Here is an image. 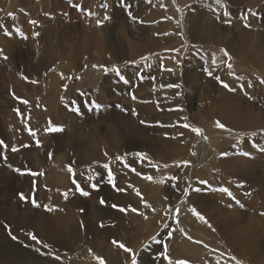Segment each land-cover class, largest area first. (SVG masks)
<instances>
[{
	"label": "rangeland",
	"instance_id": "obj_1",
	"mask_svg": "<svg viewBox=\"0 0 264 264\" xmlns=\"http://www.w3.org/2000/svg\"><path fill=\"white\" fill-rule=\"evenodd\" d=\"M23 1L0 0V141L7 145L0 146V264H99L97 257L106 264H131L130 253L113 241L131 248L138 264H168L164 244L173 264H264V0ZM195 8L202 15L187 14ZM166 16L184 37L166 39L169 25L161 22ZM200 26L219 29L221 42L199 46L189 27ZM142 27L147 36L140 41L134 33ZM84 34L93 46L106 41V62L98 64V49L73 53L79 65L56 55L65 41L81 47ZM44 56L48 62L55 57V63L33 72L31 61ZM176 84L180 87H169ZM118 135L125 141L115 142ZM162 142L189 144L165 156ZM153 189L161 191V202ZM21 193L29 199L21 200Z\"/></svg>",
	"mask_w": 264,
	"mask_h": 264
},
{
	"label": "bare ground",
	"instance_id": "obj_2",
	"mask_svg": "<svg viewBox=\"0 0 264 264\" xmlns=\"http://www.w3.org/2000/svg\"><path fill=\"white\" fill-rule=\"evenodd\" d=\"M26 0H24L23 2H25ZM255 2H256V0H255ZM198 5V4H197ZM241 5V4H240ZM142 6H143V4H142ZM141 7V6H140ZM46 8V7H45ZM145 8H147V6L145 7ZM153 8V7H152ZM173 8V7H172ZM157 9V8H156ZM155 10V9H154ZM159 10V9H158ZM173 10V9H172ZM176 10V9H175ZM202 10L203 9H201V8H195L194 10H192L191 11V13L189 12V13H187V14H189V15H196V16H198L199 14L200 15H202ZM143 11H146V10H143ZM160 11V10H159ZM166 10H164L163 12H162V14H164V12H165ZM169 12L172 14V15H174V14H176V12L175 11H171V9L169 10ZM195 12H198L199 14H197V13H195ZM139 13V12H138ZM142 14V13H141ZM209 14V13H208ZM144 15V14H143ZM153 15V14H152ZM160 15V14H159ZM205 16V15H204ZM146 17V16H145ZM158 17V16H157ZM160 17V16H159ZM163 17H164V15H163ZM172 17V16H171ZM203 17V16H202ZM155 18V17H154ZM203 18H205V17H203ZM177 20V19H176ZM159 21V20H158ZM211 21V20H210ZM92 22V21H91ZM90 22V23H91ZM94 22V21H93ZM162 24H164V25H169V27H166L167 28V30H169V31H167V40L168 41H174L175 39H181V36L182 37H184L183 36V33L178 29V28H176V27H171V25L173 26L174 25V23L171 21L170 22V18H168L167 16L165 17V19H162ZM188 22V21H187ZM173 23V24H172ZM209 23V22H208ZM216 23V22H215ZM88 24H89V22H88ZM93 24H96L95 22L94 23H92V25ZM191 26L192 25H197V22H196V20H195V22H192L191 21ZM200 24V23H199ZM204 24V23H203ZM98 25V24H97ZM216 25V24H215ZM94 26V25H93ZM103 26V25H102ZM176 26H177V24H176ZM86 27V26H85ZM160 27V26H159ZM69 28V27H68ZM190 29H191V33H192V37H195V38H197L198 39V45L199 46H201V43H211L212 44V42H210V41H208V40H213L214 42L216 41V43H217V36L218 37H220V31H219V29H214L215 27H203V26H200V27H189ZM87 29V28H86ZM221 29V28H220ZM65 29H63L62 31H64ZM88 30V29H87ZM57 31V30H56ZM90 31V30H89ZM110 31V30H109ZM147 28H145V27H142V29H140L138 32H136V33H134L135 34V36H134V38H138L140 41H142L143 40V38L145 39V37H143V35L144 36H147ZM69 32V31H68ZM91 32V31H90ZM228 32V31H227ZM238 32V31H237ZM62 33V35L63 36H65V33H63V32H61ZM94 33V32H93ZM55 34V33H54ZM95 34V33H94ZM186 34V33H185ZM70 35V34H69ZM187 35V34H186ZM233 35V34H232ZM239 35V34H238ZM113 36V35H112ZM115 36H116V34H115ZM124 36V35H123ZM106 37V36H105ZM119 37H120V35H119ZM82 40H83V42H82V46L81 47H78V46H76V45H72V47L71 46H68V41H65L63 44H64V47L61 49V51H57V52H59V53H56V55L57 54H59V56L61 55V57L62 58H60V59H63V62H67V63H70V61H72V62H74V63H76L77 65H79L78 63H77V58H75L74 56H73V53H76L77 52V50H79V51H81V53H79V55L81 54H83V52H82V49L84 48L85 49V54H87V51L88 50H90V49H98L97 51L99 52H97L98 53V55H97V57L96 58H98L99 59V61H98V64H101L102 62H104L105 61V57H107L106 55L108 54L107 53V51L105 50V47H106V45H105V43H106V41H102V43L101 44H99V45H95V46H93L92 45V41H91V36H89V35H87V34H84L82 37ZM99 38V37H98ZM104 38V37H103ZM190 38V37H189ZM188 38V39H189ZM107 39V38H106ZM124 39H126V38H124ZM147 39V38H146ZM109 40V39H108ZM148 40V39H147ZM64 41V40H63ZM127 41V40H126ZM191 41V40H190ZM105 42V43H104ZM125 42V41H124ZM127 42H129V41H127ZM149 42V41H148ZM181 42V41H180ZM187 42V41H186ZM193 42V41H192ZM219 42H221V41H218V43ZM190 43V42H189ZM195 43V42H194ZM217 43V44H218ZM232 42H230V44H231ZM11 46H13L11 43H9ZM54 44H56V43H54ZM108 44H109V42H108ZM144 44V43H143ZM153 44H154V46H155V42H153ZM184 44V43H183ZM60 45V44H59ZM179 45V44H178ZM190 45H191V43H190ZM189 45V46H190ZM192 45H194V44H192ZM191 45V46H192ZM207 45V44H206ZM224 45H225V43H224ZM240 45V44H239ZM9 46V45H8ZM11 46H9V47H11ZM153 46V47H154ZM182 46V45H181ZM86 47V48H85ZM111 47H113V46H111ZM130 47H133L134 48V50L136 51V50H138V51H140V52H145V47L144 48H142V49H139L138 47H134V46H130ZM229 47V46H228ZM16 48V47H15ZM56 47H54L53 48V50H54V54H55V49ZM58 48V47H57ZM238 48V47H237ZM47 49V48H46ZM45 50V49H44ZM58 50V49H57ZM230 50V49H229ZM14 51V50H13ZM109 51V50H108ZM121 51V50H120ZM119 51V52H120ZM210 51H212V50H210ZM51 52V51H50ZM50 52L48 51L47 53H49L50 54ZM110 52V51H109ZM117 52V51H116ZM234 52V51H233ZM78 53V52H77ZM209 54L210 52L209 51H204V53L202 52L201 54H202V57H204L203 55H205V54ZM261 53V52H260ZM259 53V54H260ZM52 54V53H51ZM50 54V55H51ZM116 54V53H115ZM114 54V55H115ZM119 54V53H118ZM247 54V53H246ZM59 56H57V57H59ZM69 56V57H68ZM136 56V55H135ZM201 56V55H200ZM199 56V57H200ZM208 56V55H207ZM213 56V55H212ZM253 56V55H252ZM254 56H257V55H254ZM261 56V55H260ZM45 57V59H41V60H37V61H35V62H32L31 61V63H32V66L30 65V68H31V70L33 71V72H39V71H41V70H43V69H45V68H47V67H49V66H51V65H53L55 62H54V58L52 59V58H50L51 60L48 62V60H46V56H44ZM117 57H118V55H117ZM214 57V56H213ZM43 58V57H42ZM108 58V57H107ZM208 58V57H207ZM245 58V57H244ZM59 59V58H58ZM57 59V60H58ZM59 59V60H60ZM46 60V61H45ZM56 60V59H55ZM56 60V61H57ZM74 60V61H73ZM207 60V59H206ZM211 60H212V57H211ZM252 60V59H251ZM190 61V60H189ZM106 62V61H105ZM213 62V61H212ZM214 63V62H213ZM4 64V63H3ZM76 64H75V66H76ZM190 64H192V63H190ZM70 66H71V64H69ZM75 66H74V68H75ZM72 67H73V65H72ZM78 67V66H77ZM69 68V67H68ZM71 68V67H70ZM198 78V77H197ZM196 78V79H197ZM202 87V86H201ZM212 88V87H211ZM214 88V87H213ZM205 93V92H204ZM192 94V93H191ZM207 96V95H206ZM183 100V99H182ZM189 101V100H188ZM157 103V102H156ZM172 103V102H171ZM180 103V102H179ZM178 102H177V104H179ZM182 103V102H181ZM223 105V104H222ZM194 106V105H193ZM180 107V106H179ZM149 108V107H148ZM152 108V107H151ZM230 108V107H229ZM248 109V108H247ZM198 111H201V110H198ZM221 111V110H220ZM156 112V111H155ZM227 113H229V111L227 112ZM142 114V113H141ZM199 114H201V113H199ZM220 114V113H219ZM261 114V113H260ZM221 115V114H220ZM254 115V114H253ZM143 116V115H142ZM211 116V115H210ZM224 116V115H223ZM232 116V115H231ZM258 116V115H257ZM260 116V115H259ZM8 117V116H7ZM58 117H59V115H58ZM132 118V117H131ZM195 118V117H194ZM197 118V117H196ZM227 118V117H226ZM237 118H238V116H237ZM253 118H254V116H253ZM256 118V117H255ZM258 118V117H257ZM201 119V118H200ZM199 119V120H200ZM239 119V118H238ZM237 119V120H238ZM251 119V118H250ZM226 120V119H225ZM229 120V119H228ZM233 120V119H232ZM235 120H236V118H235ZM234 120V121H235ZM135 121V120H134ZM201 121V120H200ZM259 121V120H258ZM257 121V122H258ZM253 122V121H252ZM201 123V122H200ZM202 123H204V122H202ZM231 123V122H230ZM234 123V122H233ZM235 123H236V121H235ZM242 123V122H241ZM260 123V122H259ZM120 124V123H119ZM232 124V123H231ZM124 125V124H123ZM123 125L122 126H120V128L122 129V130H125V128L123 127ZM181 125H182V123H181ZM250 125V124H249ZM231 126H233V125H231ZM239 126V125H238ZM241 126V125H240ZM246 126V125H245ZM263 126V125H262ZM13 127V126H12ZM127 127H129V126H127ZM237 127V126H236ZM41 128V127H40ZM130 128V127H129ZM132 129V128H131ZM157 129V128H156ZM120 130V129H119ZM19 131V130H18ZM147 131V130H146ZM139 132V131H138ZM145 132V131H144ZM18 133V132H17ZM118 133V132H117ZM177 133V132H176ZM126 134V133H125ZM150 135V134H149ZM168 135V134H167ZM195 135V134H194ZM196 135H197V133H196ZM123 137H126V136H124V135H122ZM193 138H194V136H193ZM196 138V137H195ZM108 139H110V137L108 138ZM144 139V138H143ZM163 139V138H162ZM190 139H192V138H190ZM193 140V139H192ZM115 142H124L125 141V139H121L120 137H119V135L117 136V137H115V140H114ZM163 141V140H162ZM165 141V140H164ZM112 142V141H111ZM126 142H128V143H130L131 141H129V139H127L126 140ZM154 142V141H153ZM189 142H191L190 140H189ZM189 142H186L185 144H189ZM87 143V142H86ZM132 143V142H131ZM91 144V143H90ZM92 144H94V143H92ZM114 144H116V143H114ZM185 144H181L182 146H177V145H175V144H172L171 142L170 143H165V142H162L161 143V146L163 147V149L162 150H160V151H163V153H164V155L166 156V154H167V152H171L170 154H173V152L174 151H177V152H179V153H182V152H184V148H185ZM84 145V144H83ZM111 145V144H110ZM96 146V145H95ZM94 146V147H95ZM108 146V145H107ZM84 147V146H83ZM94 147H92V148H94ZM91 149V148H90ZM128 149V148H127ZM79 150V149H78ZM119 150V149H118ZM89 151V150H88ZM91 151V150H90ZM89 151V152H90ZM140 151V150H139ZM157 148H154V149H152V151L150 152L151 153V155H155V153H157ZM120 152V151H119ZM188 152V151H187ZM85 153V152H84ZM99 153V152H98ZM121 153V152H120ZM176 153V152H175ZM189 153V152H188ZM112 154V153H111ZM190 154V153H189ZM87 155V154H86ZM178 155V154H177ZM157 156V155H156ZM160 156H162V155H160ZM169 156H171L170 158H172V155H169ZM62 158V157H61ZM79 158V157H78ZM87 158V157H86ZM158 158V157H157ZM169 158V157H168ZM231 158V157H230ZM60 159V158H59ZM63 159V158H62ZM88 159L89 160H91V161H93L94 160V155L92 154V152L90 153V154H88ZM176 159V158H175ZM58 160V159H57ZM68 160V159H67ZM97 160V159H96ZM174 160V159H173ZM220 161V160H219ZM57 162V161H56ZM55 162V163H56ZM87 162V161H86ZM167 162V161H166ZM24 163V162H23ZM136 163V162H135ZM228 164H230V163H228ZM227 164V165H228ZM143 165H146V164H143ZM250 166V165H249ZM150 167V166H149ZM32 168V167H31ZM34 171V170H33ZM185 171V170H184ZM54 173V172H53ZM184 173V172H183ZM193 174V173H192ZM182 175V174H181ZM186 175V174H185ZM185 175H183V176H185ZM158 176V175H157ZM193 176H195L194 174H193ZM192 176V177H193ZM7 177V176H6ZM55 177V176H54ZM191 177V176H190ZM28 178V177H27ZM35 177H33V179H34ZM39 178H40V176H39ZM183 177H181V179H182ZM188 178V177H187ZM195 178V177H194ZM41 179V178H40ZM157 179V178H156ZM156 179H155V181H156ZM178 179V178H177ZM180 179V178H179ZM193 179V178H192ZM158 180V179H157ZM39 182V184H40V180H38ZM58 181V180H57ZM121 181V180H120ZM176 181V180H175ZM185 182V180H182V183H184ZM17 182V181H16ZM37 182V181H36ZM54 182V181H53ZM180 182H181V180H180ZM18 183V182H17ZM24 183V182H23ZM35 183V181L33 182V184ZM44 183V182H43ZM27 184V183H26ZM157 184V183H156ZM179 184V183H178ZM23 185V184H22ZM30 185V180H29V183H28V186ZM34 185H36V184H34ZM33 185V186H34ZM50 185H51V183H50ZM152 185H153V183H152ZM158 185V184H157ZM154 186L153 185V187H158V186ZM180 185V184H179ZM186 185V184H185ZM32 186V185H31ZM39 186V185H38ZM30 187V186H29ZM181 187V186H180ZM182 187H183V185H182ZM14 189V188H13ZM181 189V188H180ZM185 189V188H184ZM181 191V190H180ZM179 191V192H180ZM183 191H185V190H183ZM187 192H189V191H187ZM152 193L156 196V198H155V200L156 201H160V194H161V191L160 190H156V189H153V191H152ZM176 193V192H175ZM183 193V192H182ZM185 193V192H184ZM180 195V194H179ZM178 195V196H179ZM177 196V195H176ZM210 196V195H209ZM193 197H194V195H193ZM199 197V196H198ZM201 197V196H200ZM203 197V196H202ZM213 198V197H212ZM211 198V199H212ZM179 199H180V196H179ZM201 199V198H200ZM175 200V199H174ZM195 201V200H194ZM214 201V200H213ZM161 202V201H160ZM175 202H177V200L175 201ZM195 203V202H194ZM203 204H205V203H203ZM20 211V210H19ZM76 211V210H75ZM10 212V211H9ZM9 214V213H8ZM70 215H72V214H70ZM74 216V215H73ZM102 216V215H101ZM45 217V216H44ZM73 218V217H72ZM68 219V218H67ZM74 219V218H73ZM76 219V218H75ZM49 220V219H48ZM29 221H31V220H29ZM50 221V220H49ZM48 221V222H49ZM23 222H24V220H23ZM63 222V221H62ZM35 223V222H34ZM43 223H45V222H43ZM59 223H61V222H58V224ZM66 224H67V222H65ZM24 224V223H23ZM30 224V223H29ZM38 224H41V223H38ZM48 225V224H47ZM234 226V225H233ZM50 227V226H49ZM56 227H58V225L56 226ZM63 227V226H62ZM69 227V226H68ZM48 228V227H47ZM35 229V228H34ZM55 230V229H54ZM53 230V231H54ZM146 230V229H145ZM145 230L143 231V232H145ZM37 231V230H36ZM57 232H58V230H56ZM62 231V230H61ZM76 231H78V230H76ZM38 233V232H37ZM44 233V232H43ZM43 233H42V235H43ZM54 233H56V232H54ZM66 233V232H65ZM108 233V232H107ZM45 234V233H44ZM58 234V233H57ZM76 234V233H75ZM81 234V233H80ZM82 234H83V232H82ZM84 234H86V231H85V233ZM144 234V233H143ZM142 234V235H143ZM146 234V233H145ZM63 235H65V234H63ZM77 235V234H76ZM259 235V234H258ZM48 236V235H47ZM53 236V235H52ZM58 236V235H57ZM62 236V235H61ZM89 236V235H88ZM144 236V235H143ZM69 237H71V236H69ZM68 237V238H69ZM261 237V236H260ZM259 237V238H260ZM52 238V237H51ZM64 238V237H63ZM73 238V237H72ZM72 238H70L71 240H69L70 242H72ZM84 238V237H83ZM82 238V239H83ZM136 238V237H135ZM134 238V240H136ZM79 240H76V241H80L81 240V237L80 238H78ZM138 239H140V237L138 238ZM136 240V241H139V240ZM184 239V238H183ZM74 240H75V236H74ZM58 241V240H57ZM184 241H185V239H184ZM104 242V241H103ZM135 242V241H134ZM54 243V242H53ZM181 243V242H180ZM182 243H184V242H182ZM104 244H105V242H104ZM185 244L186 245H188V248H190V249H192L191 247H193L194 245H192L191 243H189L188 241H185ZM60 245V244H59ZM107 245V244H106ZM80 246V245H79ZM6 247V246H5ZM65 247V246H64ZM72 247H74V246H71V248ZM103 247V246H102ZM10 248V247H9ZM66 248V247H65ZM80 248H82V247H80ZM185 248H186V246H185ZM78 249H79V247H78ZM100 249V248H99ZM15 250V249H14ZM100 251L102 252V253H105L106 251L104 250V249H100ZM262 252V251H261ZM6 252H3V254H5ZM119 253V252H118ZM178 254V253H177ZM2 255V254H1ZM107 255V254H106ZM119 255V254H118ZM185 255V254H184ZM183 255V256H184ZM14 256V255H13ZM22 256V255H21ZM108 256V255H107ZM180 257V256H179ZM11 258V257H10ZM17 258V257H16ZM23 258V257H22ZM21 258V259H22ZM28 259V258H27ZM11 260V259H10ZM18 260V259H17ZM25 261V260H24ZM23 261V262H24ZM120 262V261H119ZM5 264L7 263V262H4ZM25 264H31L29 261H25L24 262ZM12 264V263H11ZM14 264V263H13ZM17 264V263H16Z\"/></svg>",
	"mask_w": 264,
	"mask_h": 264
},
{
	"label": "snow or ice",
	"instance_id": "obj_3",
	"mask_svg": "<svg viewBox=\"0 0 264 264\" xmlns=\"http://www.w3.org/2000/svg\"><path fill=\"white\" fill-rule=\"evenodd\" d=\"M173 2H175V0H173ZM217 3H219V0H217ZM178 11H179V9H178ZM253 15H255V14H253ZM32 23L35 24L36 21H32ZM98 23H99V21H98ZM245 27H251V25H245ZM37 35H38V34H37ZM0 51H2V50H0ZM224 54H225V56H228V55H229L228 52H227L226 50H224ZM5 59H7V57H5ZM94 67H95V66H94ZM227 67H228L229 69H231V68H232V64L229 63V64L227 65ZM105 71H107L106 68H105ZM114 71H118V70H115V69H114ZM168 71L171 72V71H173V69H168ZM208 75H209V76H212V72H208ZM214 78L217 79V80H220L219 77H214ZM25 79H27V77H25ZM220 82H221V84L223 85V87L228 88L230 91L232 90L228 84L224 83L223 81H220ZM260 82H261V83H264V80H261ZM125 83H127V81H125ZM169 87L179 88L180 86H179L178 84H176V85H169ZM133 98H135V97H133ZM23 103L27 104L28 102H27V101H23ZM17 111L19 112V110H17ZM29 118H30V117H29ZM141 123H144V122L141 121ZM216 126H217L218 128H220V129H225V125H223V124L220 123L219 121H217V125H216ZM183 127H185V128H189L190 125L185 124V125H183ZM49 130H50V131H60L61 129H59V128H50ZM191 130H192L193 132L197 133L198 135H203L202 130L199 129V128H192ZM225 130L230 131V129H225ZM29 132H30V134L33 135V136L36 135V133H35V132H32L31 129H29ZM205 139H207V137H205ZM0 146H3V147H5V148L7 147V145H5L3 141H0ZM37 146H40V142H39V141H37ZM12 151H18V149L13 148ZM261 151H264V149H261ZM105 155H107V153H105ZM223 155H227V154L224 153ZM245 155H249V154H248V153H245ZM136 156L141 157V158H145V157H146V154H144V153H136ZM4 158L7 159V157H4ZM49 158H51V155L49 156ZM103 167L107 169V168L109 167V165H108V164H105V165H103ZM133 170H134V169H133ZM14 171H16L17 173H19V174H21V175L25 174V173L21 172L20 169H14ZM68 171H69L70 173H72L73 176H75V170L72 168L71 165L68 166ZM28 174H30V175H32V176L43 175V173L32 172L31 170H29V173H28ZM108 175H109V182H110V183L112 184V186L115 188V186H116V185H115V179H114V177H113V175H112V173H111L110 170H109ZM147 179L150 180L151 177H147ZM73 182L75 183V181H73ZM202 183H207V182H206V181H202ZM95 187H96V185H93V188H95ZM77 188L81 191V194H82V195H84V196H88V195H89L88 192H85V191H83V189H80V188H79V185H77ZM117 190H118V191H123V189H117ZM196 191H199V189H196ZM222 191L227 192V189H223ZM137 194L139 195V193H137ZM228 194L231 195V193H228ZM65 195H66V194H65ZM20 199H21V200H27V199H29V197H25L24 194L21 193V194H20ZM32 203H33L35 206L39 207V205L36 204V201H35L34 199H32ZM100 203H101V204H105V201H104V200H101ZM112 207H113V208H117L118 206L115 205V204H113ZM119 210H120L121 212H124V211H125L124 208H120ZM133 211H135V209H133ZM176 212L178 213V212H179V209H176ZM192 212H193V214H194L199 220L203 221L204 223H207V220L205 219V217H204L203 215H201L199 212H197V211L195 210V208L192 209ZM262 214H264V213H262ZM177 223H178V221H177ZM103 226H104V225L101 224V227H103ZM5 227L8 228V232H9V235L11 236V238H12L13 240H17L18 238H17L15 235H12V233H11V229H10V226H7V225H6ZM165 227H167V225H165ZM26 235H28V237L30 238V240L33 241V242H35L37 245L43 244V242H42L40 239H38V237H37L35 234H33V233H27ZM169 238H171V235H170V234H169ZM155 239H156V238L153 237V240H155ZM189 239H191V238L189 237ZM156 242H157V243H161V241H156ZM113 244H116L119 248L123 249L125 252L130 253V256H131V264H138V261H137V255H136L135 252H133V250H132L131 248L126 247L123 243H120V242H118V241H113ZM43 246L46 247V248L48 247L47 245H43ZM25 247H28V245H25ZM147 247H148V245H145V248H147ZM36 250H37L38 252L40 251L39 248H37ZM168 251H169V249H168L167 244H164V247H163V253H162V255H163V259L167 260V261H168V264H173V260H172L171 257L168 255ZM56 259H59V257L57 256ZM97 259L99 260V264H106V262L104 261L103 258H101V257H97ZM233 259H235V258H233ZM175 264H186V262L181 260V261H176ZM237 264H239V261H237Z\"/></svg>",
	"mask_w": 264,
	"mask_h": 264
}]
</instances>
